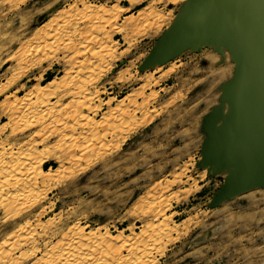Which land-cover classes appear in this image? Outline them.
<instances>
[{"label": "rangeland", "instance_id": "obj_1", "mask_svg": "<svg viewBox=\"0 0 264 264\" xmlns=\"http://www.w3.org/2000/svg\"><path fill=\"white\" fill-rule=\"evenodd\" d=\"M260 1L0 0V264H264Z\"/></svg>", "mask_w": 264, "mask_h": 264}, {"label": "bare ground", "instance_id": "obj_2", "mask_svg": "<svg viewBox=\"0 0 264 264\" xmlns=\"http://www.w3.org/2000/svg\"><path fill=\"white\" fill-rule=\"evenodd\" d=\"M261 2V4H262V0L260 1ZM263 3H264V1H263ZM263 5V4H262ZM253 6H254V4H253ZM257 6V5H256ZM261 6V5H260ZM260 9V8H259ZM262 9H263V12H264V8L262 7ZM261 9V10H262ZM256 12V11H255ZM255 15H256V13H254ZM247 15H249L250 16V14H247ZM245 16V15H244ZM260 16V15H259ZM261 17H262V15H261ZM249 19V21H251V23H252V20L254 19H250V18H247V20ZM256 19H259V18H255V20ZM260 19H262V18H260ZM263 20H264V17H263ZM243 21V20H242ZM245 21V20H244ZM243 21V22H244ZM259 20H257V22H258ZM242 22V23H243ZM256 23V22H255ZM262 23V24H261ZM252 24H254V22L252 23ZM251 24V25H252ZM258 25L259 26H257L256 28L257 29H253V30H250V32H252L253 31V36H254V32L255 31H258V32H256L259 36H261V35H264V32H263V30H264V23H263V21H261V22H258ZM252 26H254V25H252ZM252 26L250 27V25H249V28H251L252 29ZM260 28V29H259ZM259 29V30H258ZM263 29V30H262ZM248 31H249V29H248ZM260 31V32H259ZM256 34V35H257ZM248 36V35H247ZM250 36H251V33H250ZM252 37V36H251ZM262 37H264V36H261V38ZM248 39V38H247ZM249 39H250V37H249ZM253 39V38H252ZM248 41V40H247ZM255 41V40H254ZM251 44V43H250ZM257 44V43H256ZM255 49H256V47H255ZM258 49V48H257ZM259 50H261V51H259ZM259 52H260V54H261V52H262V50H264L263 48H261V47H259ZM254 51V50H253ZM253 53V52H252ZM249 82H250V80H249ZM49 83L47 82L46 83V85L45 86H47ZM84 85V84H83ZM250 85H251V83H250ZM44 88H42V90H43ZM258 89V88H257ZM259 90V89H258ZM257 92H259V91H257ZM258 95V94H257ZM257 95H256V93H255V87L254 88H252L251 90L249 89L248 90V92H247V96H246V101H247V103L249 104V107H250V115H251V125H250V132H252V134L255 136V138L256 139H259L260 141H264V125L262 124L263 122L261 121V114H258V112H257V110L255 109V106H256V103H257V101H258V99H257ZM33 106V105H32ZM28 109V108H27ZM22 123V122H21ZM25 125V124H24ZM23 126V125H22ZM22 128V127H21ZM26 128V127H25ZM29 147H32V146H29ZM27 149V148H26ZM31 149H33V148H31ZM30 151H32V150H30ZM29 152V151H28ZM17 154V153H16ZM15 154V155H16ZM20 154V153H19ZM14 155V154H13ZM27 155H29V154H26V156ZM19 156V155H18ZM17 156V157H18ZM20 157H21V159H24L25 157L23 156V154H22V156H21V154H20ZM20 157H18V159L20 158ZM22 157H24V158H22ZM10 158V157H9ZM12 158V157H11ZM13 159H14V156H13ZM29 159V157L27 158V160ZM15 161H16V159H14ZM24 160H26V158L24 159ZM30 160V159H29ZM5 162V161H4ZM21 162V161H20ZM13 163H15V162H13ZM22 163H24L23 161H22ZM25 163H27V161L25 162ZM24 163V164H25ZM18 164H19V162H18ZM24 164H19L20 166L21 165H24ZM13 165V164H12ZM17 165V164H16ZM19 165H18V167H19ZM21 167H23V166H21ZM10 168V167H9ZM12 168H14V169H10L9 170V173L7 174V176H11V175H13L14 173H20V172H17V167L15 166V167H13L12 166ZM24 168V167H23ZM15 169H16V171H15ZM25 169V168H24ZM38 169V168H37ZM41 169V168H40ZM20 170V169H19ZM18 170V171H19ZM7 171V170H6ZM15 171V172H14ZM38 171V170H37ZM40 171V170H39ZM41 173V172H40ZM44 176H45V174H46V172H44L43 171V173H42ZM4 177V176H3ZM4 180V179H3ZM6 180V179H5ZM8 180V179H7ZM7 182V181H6ZM16 182V181H15ZM22 183V182H21ZM21 183H20V186H19V188L21 187ZM19 185V184H18ZM26 186V185H25ZM18 188V187H17ZM22 189V188H21ZM7 190V189H6ZM12 190V189H11ZM29 194V193H28ZM36 195V194H35ZM40 196V195H39ZM33 199H35V198H33ZM39 200V199H38ZM59 219V218H58ZM26 226V225H25ZM29 228V227H28ZM74 229V228H73ZM72 229V230H73ZM71 230V229H70ZM74 232H76L75 234H74V236H75V238L73 237V236H71V237H69L68 239H67V242H66V245H65V247L66 248H64V250H66L64 253H63V256L61 257L60 256V258H61V262H60V264H76V263H78V264H132L131 262H132V260H129V259H126L125 257L124 258H117V259H109V258H103V260L100 258V257H98V255H95V254H88L87 256H82L84 253H85V248L84 247H86L87 246V250H88V248H91V250L92 249H94V248H96L97 246H100L101 244H102V242L101 241H104L103 240V237H104V235H101V236H99V235H97V234H99V233H97L94 237H96V238H91V236H93V233L91 234H89L90 235V238H83V235L84 234H82V231H78V230H76V231H74ZM161 233H163V232H161ZM63 234H65V233H63ZM70 235V234H69ZM89 235L87 234V236L86 237H89ZM97 236H99V237H97ZM64 238H65V236H64ZM105 238V237H104ZM120 240V242L123 240V238H122V236H121V234H119L118 235V237H117V240ZM122 239V240H121ZM125 240V239H124ZM140 240V239H139ZM134 244V243H133ZM121 245V244H120ZM113 246V245H112ZM111 246V247H112ZM131 246V245H130ZM63 247V246H62ZM108 247V246H107ZM114 247V246H113ZM113 247H112V249H113ZM120 247V246H119ZM119 247H117V249L119 248ZM133 247V246H132ZM57 248V247H56ZM116 249V248H115ZM114 249V250H115ZM119 249H121V248H119ZM47 251V250H46ZM55 251V250H54ZM60 251V250H59ZM116 251V250H115ZM62 252V251H61ZM49 253V252H48ZM62 254V253H61ZM111 255V254H110ZM26 257V256H25ZM111 257V256H110ZM116 258V257H115ZM128 258V257H127ZM131 259V258H130ZM138 259H140V258H138ZM137 260V259H136ZM141 260V259H140ZM142 261V260H141ZM57 262V261H56ZM137 262V261H136ZM140 262V261H139ZM53 263V262H52ZM151 263V262H150ZM58 264V263H57Z\"/></svg>", "mask_w": 264, "mask_h": 264}]
</instances>
